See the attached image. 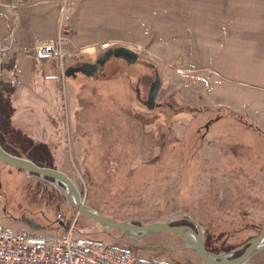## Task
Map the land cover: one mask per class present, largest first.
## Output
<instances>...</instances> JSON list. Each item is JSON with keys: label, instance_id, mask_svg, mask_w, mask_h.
<instances>
[{"label": "rangeland", "instance_id": "rangeland-1", "mask_svg": "<svg viewBox=\"0 0 264 264\" xmlns=\"http://www.w3.org/2000/svg\"><path fill=\"white\" fill-rule=\"evenodd\" d=\"M236 3L130 0L128 35L109 42L140 60L130 65L109 59L93 78L63 76L57 60L19 52L16 72L6 70L1 77H15L16 127L43 147L1 129L3 145L67 175L84 204L103 216L150 224L185 212L201 225L214 251L247 242L264 225V61L253 37L264 30V19L239 20ZM101 6H106L102 0H93L87 15L78 10L76 16L86 34L91 30L90 42L100 34L88 22L106 13V7L98 11ZM244 7L247 12L249 5ZM104 52L83 49L80 60L66 56L64 66L94 63ZM146 63L162 83L156 97L161 109L150 111L136 99L137 87L145 98L141 78L155 77ZM232 110L261 133L240 123ZM59 214L66 218L63 226L53 224ZM22 217L49 220L42 230L48 232L75 221L76 235L127 249L142 261L202 264L176 234L131 240L119 230L103 229L72 211L58 188L0 162V225L30 229L18 222ZM173 223L190 219L178 215ZM251 264H264V253Z\"/></svg>", "mask_w": 264, "mask_h": 264}, {"label": "built area", "instance_id": "built-area-1", "mask_svg": "<svg viewBox=\"0 0 264 264\" xmlns=\"http://www.w3.org/2000/svg\"><path fill=\"white\" fill-rule=\"evenodd\" d=\"M78 0H56L57 36L50 42H35L23 49L35 59L57 60L63 75L64 58L81 59L83 47L76 44L72 20ZM10 15H15L12 3L4 5ZM109 41L99 44L100 50L113 47ZM11 50L3 47V52ZM74 222L67 223L59 231H35L0 225V264H167L155 260L142 261L129 250L114 245H102L74 233Z\"/></svg>", "mask_w": 264, "mask_h": 264}, {"label": "crops", "instance_id": "crops-1", "mask_svg": "<svg viewBox=\"0 0 264 264\" xmlns=\"http://www.w3.org/2000/svg\"><path fill=\"white\" fill-rule=\"evenodd\" d=\"M93 0H78L72 20V28L74 33V40L83 49L90 47H98L100 42L103 41H121L122 37L128 35L129 28V5L130 0H102L103 4L106 6H101L98 8V11L106 7V13L100 11L98 15L94 16L92 20L88 22V25L91 24L92 31L94 33H99L100 37L97 41H88L87 35H93L91 30L89 34L83 30V24L80 20L76 19L78 15V10H82L84 15H87L89 12V5ZM236 8L235 15L239 20L249 18L250 20H263L264 19V2L263 0H235ZM12 3L15 6V15H10L5 9L4 5ZM248 4L249 10L246 12L243 5ZM98 5V4H97ZM96 11V12H98ZM14 17V18H13ZM10 21H14V26L9 25ZM57 3L56 0H0V40L2 46H10L11 50L6 53V59L1 62L6 65V70L10 72H16L15 70V59L19 52H23L25 48H31L35 42H50L56 39L57 36ZM80 26V27H79ZM9 27V28H8ZM13 37L11 42L9 38L11 33ZM253 37H255L256 43V52H260L259 57L264 61V30H257ZM4 46V47H5ZM13 65V67H12ZM4 70L3 72H6ZM2 72V73H3ZM1 73V74H2ZM5 82L10 84H15V77L9 78L6 73V77L2 78ZM16 88L14 94L16 93ZM14 108V107H13ZM236 113L241 118L239 121L242 124H245L255 132H260L261 130L258 126L251 124L248 118L243 114L237 113L236 111H230ZM230 115V114H229ZM16 110L11 116V125L23 133L18 127H16ZM18 120L20 118H17ZM51 123V122H50ZM254 127V128H253ZM257 129V130H256ZM24 134V133H23ZM25 135V134H24ZM27 136V135H26ZM30 139V138H29ZM31 140V139H30ZM20 224L21 218L18 219ZM38 224L42 225V223ZM24 225V224H23ZM264 253V251L256 254L254 257ZM254 257L251 259L253 261Z\"/></svg>", "mask_w": 264, "mask_h": 264}, {"label": "water", "instance_id": "water-1", "mask_svg": "<svg viewBox=\"0 0 264 264\" xmlns=\"http://www.w3.org/2000/svg\"><path fill=\"white\" fill-rule=\"evenodd\" d=\"M2 44L0 40V81H1V56ZM136 58L130 49L125 47H115L107 50L101 54L94 63H83L79 66H69L65 71V76L76 77L77 74H82L85 77L93 78L95 74L101 71L107 61L111 58ZM157 83L159 76L156 75ZM157 91V86L149 95V100L153 99ZM207 127V126H206ZM0 162L8 167L21 170L26 175H34L40 178L47 184L58 188L65 196L68 205L82 215L86 219L95 222L103 229H115L127 235L131 240L139 239L156 232H169L176 234L180 240L185 244L186 248L196 254L201 260L202 264H250L251 259L258 253L264 251V225L261 226L258 234L250 238L247 242L237 246L236 248L223 253H213L208 251L205 246V236L201 225L194 219V217L185 212L174 213L170 218L165 221L153 222L145 224L139 219H130L122 222L108 216H103L95 210L89 208L81 200V194L75 184L59 170L40 167L34 164L31 160L24 157L14 156L6 152L0 146ZM45 178L53 181H46ZM60 183L62 187L58 185ZM178 215H183L190 219L192 227L187 225H172L174 218ZM21 222L30 229L39 231L37 224L28 218L22 217ZM63 226V225H61ZM139 233V235H137ZM240 253L235 257L236 253Z\"/></svg>", "mask_w": 264, "mask_h": 264}, {"label": "trees", "instance_id": "trees-1", "mask_svg": "<svg viewBox=\"0 0 264 264\" xmlns=\"http://www.w3.org/2000/svg\"><path fill=\"white\" fill-rule=\"evenodd\" d=\"M33 61H34V59H33ZM4 70H6V65H4L3 62H1V73ZM14 91H15V86L13 84H10L8 82H5L4 80L1 79V81H0V146L6 152H8V153H10V154H12L14 156L22 157L21 155L17 154L16 152L12 151L11 149H9L5 145H3V142H2L3 140L1 138V132H2L1 129H4V131H6L12 137H16V138L20 139L21 142L24 143V141H25V144H30L32 147H39V148L41 147L42 148L43 145L36 144V143H34L35 144L34 145L33 142H32V140H30L26 135H24L23 133H21L19 130L15 129L11 125V120L10 119H11V116H12V114L14 112V108H13L12 103H11V96L13 95ZM45 153L46 154H49L50 153L47 148H45ZM51 158H50V160H51ZM26 159L31 160L37 166H40V167H49V168L56 169L52 165L43 166V165L39 164L38 162H36L34 159H32L30 157H27ZM71 210L74 211V212H76L72 208H71ZM183 224H185L187 226H190V227L193 226L192 223H191V221H190V223H179V224L178 223L177 224L173 223L172 225H183ZM60 228H62V227H60ZM205 246H206V249L208 251H211V252L217 253V254L220 253V251H214L212 248H210L208 245H206V243H205ZM221 253H223V252H221ZM240 253L241 252L236 253L235 256H239Z\"/></svg>", "mask_w": 264, "mask_h": 264}, {"label": "flooded vegetation", "instance_id": "flooded-vegetation-1", "mask_svg": "<svg viewBox=\"0 0 264 264\" xmlns=\"http://www.w3.org/2000/svg\"><path fill=\"white\" fill-rule=\"evenodd\" d=\"M117 59L122 60V61H124V62H126L127 64H130V65L135 64L136 62H138L140 60V58L137 55H136V58L129 57V58H117ZM146 65L148 66V68H150L154 72V76L155 77H154V80L151 79V78H146V77H142L141 78V82H142L141 86H142V91L145 93V98H144V96L141 97V95H140L141 92L139 91V89L137 87L136 88V99L138 100V102L142 106H144L145 108H147L150 111H152L154 109H161L163 107V105L156 101V97H157L159 91L162 88V83L160 81V78H159V81L157 83L156 75H158V72L156 71V68L152 64H149V63H146ZM104 67H105V65H104ZM102 70L100 72L98 71L97 73H101ZM156 86H157V91L155 93V96H153V99L149 100V95L152 93V91L154 90V88ZM168 108L170 110L171 106L168 105ZM65 219L66 218H65V216L63 214H59L56 217V220L53 222V224L62 225ZM31 221H33L35 224H37L39 226V228H42V230H46L48 228V226L50 225V224H48L49 220L46 222L47 224L46 223L45 224L42 223V225L38 224V222H36L34 220H31ZM50 222H52L51 219H50ZM200 262H201V260H200ZM250 264H251V262H250Z\"/></svg>", "mask_w": 264, "mask_h": 264}, {"label": "bare ground", "instance_id": "bare-ground-1", "mask_svg": "<svg viewBox=\"0 0 264 264\" xmlns=\"http://www.w3.org/2000/svg\"><path fill=\"white\" fill-rule=\"evenodd\" d=\"M2 44V43H1ZM114 47V46H113ZM112 48V47H111ZM2 50H3V47H2ZM106 50H108V49H106ZM65 71H66V69L64 70V73H63V76H65ZM82 201H83V199H81ZM33 230V229H32ZM36 231V230H35ZM39 231H42V230H39Z\"/></svg>", "mask_w": 264, "mask_h": 264}]
</instances>
